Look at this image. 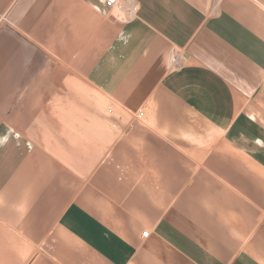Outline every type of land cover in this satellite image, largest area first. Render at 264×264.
<instances>
[{"label": "crops", "instance_id": "crops-1", "mask_svg": "<svg viewBox=\"0 0 264 264\" xmlns=\"http://www.w3.org/2000/svg\"><path fill=\"white\" fill-rule=\"evenodd\" d=\"M118 2L0 0V264H264V0Z\"/></svg>", "mask_w": 264, "mask_h": 264}, {"label": "rangeland", "instance_id": "rangeland-1", "mask_svg": "<svg viewBox=\"0 0 264 264\" xmlns=\"http://www.w3.org/2000/svg\"><path fill=\"white\" fill-rule=\"evenodd\" d=\"M49 81H55L59 86L48 88L50 111L84 113L116 110L102 96L85 84L82 74L75 76L74 73L68 71H53L49 72ZM58 122L66 121L60 120Z\"/></svg>", "mask_w": 264, "mask_h": 264}, {"label": "built area", "instance_id": "built-area-1", "mask_svg": "<svg viewBox=\"0 0 264 264\" xmlns=\"http://www.w3.org/2000/svg\"><path fill=\"white\" fill-rule=\"evenodd\" d=\"M107 5H108V7H114V6H118L119 2H118V0H107ZM138 117L143 119L144 112L143 111L139 112ZM148 236H149V232L148 231H146V232H144L142 234L143 238H147Z\"/></svg>", "mask_w": 264, "mask_h": 264}, {"label": "bare ground", "instance_id": "bare-ground-1", "mask_svg": "<svg viewBox=\"0 0 264 264\" xmlns=\"http://www.w3.org/2000/svg\"><path fill=\"white\" fill-rule=\"evenodd\" d=\"M117 8H119V7H117Z\"/></svg>", "mask_w": 264, "mask_h": 264}]
</instances>
